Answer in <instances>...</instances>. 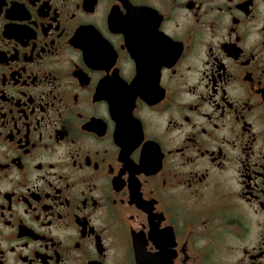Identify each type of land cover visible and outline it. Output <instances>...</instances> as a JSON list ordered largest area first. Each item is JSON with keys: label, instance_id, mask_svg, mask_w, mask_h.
<instances>
[{"label": "flooded vegetation", "instance_id": "1", "mask_svg": "<svg viewBox=\"0 0 264 264\" xmlns=\"http://www.w3.org/2000/svg\"><path fill=\"white\" fill-rule=\"evenodd\" d=\"M0 264H264V0H0Z\"/></svg>", "mask_w": 264, "mask_h": 264}]
</instances>
